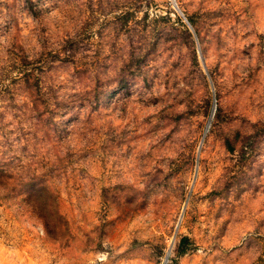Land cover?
<instances>
[{
	"label": "rangeland",
	"instance_id": "rangeland-1",
	"mask_svg": "<svg viewBox=\"0 0 264 264\" xmlns=\"http://www.w3.org/2000/svg\"><path fill=\"white\" fill-rule=\"evenodd\" d=\"M0 264H264V0H0Z\"/></svg>",
	"mask_w": 264,
	"mask_h": 264
},
{
	"label": "bare ground",
	"instance_id": "bare-ground-1",
	"mask_svg": "<svg viewBox=\"0 0 264 264\" xmlns=\"http://www.w3.org/2000/svg\"><path fill=\"white\" fill-rule=\"evenodd\" d=\"M228 173V172H227ZM223 176V175H222ZM226 176V175H225ZM226 179V178H225ZM236 179V178H235ZM229 184H230V182H229ZM224 189V188H223ZM230 189V188H229ZM233 189V188H232Z\"/></svg>",
	"mask_w": 264,
	"mask_h": 264
},
{
	"label": "water",
	"instance_id": "water-1",
	"mask_svg": "<svg viewBox=\"0 0 264 264\" xmlns=\"http://www.w3.org/2000/svg\"><path fill=\"white\" fill-rule=\"evenodd\" d=\"M174 6L176 7V4H174ZM177 8V7H176ZM178 10V9H177ZM179 11V10H178Z\"/></svg>",
	"mask_w": 264,
	"mask_h": 264
}]
</instances>
